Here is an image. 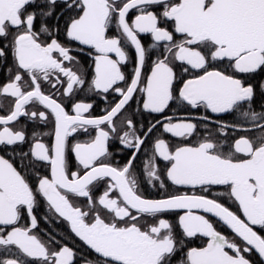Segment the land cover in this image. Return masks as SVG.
Segmentation results:
<instances>
[{"label": "snow or ice", "instance_id": "1", "mask_svg": "<svg viewBox=\"0 0 264 264\" xmlns=\"http://www.w3.org/2000/svg\"><path fill=\"white\" fill-rule=\"evenodd\" d=\"M0 76V264H264V0H0Z\"/></svg>", "mask_w": 264, "mask_h": 264}, {"label": "flooded vegetation", "instance_id": "2", "mask_svg": "<svg viewBox=\"0 0 264 264\" xmlns=\"http://www.w3.org/2000/svg\"><path fill=\"white\" fill-rule=\"evenodd\" d=\"M142 39L144 40L145 44H147L149 42V38L148 37H142ZM0 78H2V76H0ZM81 139H84V138L81 137ZM197 243H199V241H197ZM253 259H255V256H253Z\"/></svg>", "mask_w": 264, "mask_h": 264}]
</instances>
